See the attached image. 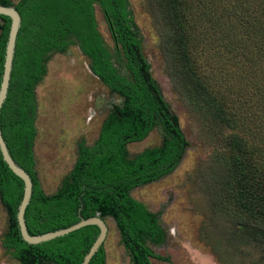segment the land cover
Returning a JSON list of instances; mask_svg holds the SVG:
<instances>
[{
    "label": "trees",
    "instance_id": "1",
    "mask_svg": "<svg viewBox=\"0 0 264 264\" xmlns=\"http://www.w3.org/2000/svg\"><path fill=\"white\" fill-rule=\"evenodd\" d=\"M161 25V48L173 88L198 108L213 153L201 167L212 212L246 236H264V0H149ZM21 16L6 99L2 136L12 158L32 180L25 209L30 234L69 226L96 213L112 218L133 264H152L147 238L162 239L157 218L131 190L159 180L180 163L188 140L149 72L133 28L128 0H0ZM97 5L114 45L104 43ZM0 81L10 19L0 15ZM76 45L91 72L121 100L96 140L77 147L68 174L45 193L35 169L34 87L45 58ZM121 59L125 72L116 66ZM159 126L162 141L129 156L126 144ZM23 182L2 160L0 203L7 214L2 245L23 264H80L96 225L29 244L19 233L17 205ZM88 264H106L104 243Z\"/></svg>",
    "mask_w": 264,
    "mask_h": 264
},
{
    "label": "rangeland",
    "instance_id": "2",
    "mask_svg": "<svg viewBox=\"0 0 264 264\" xmlns=\"http://www.w3.org/2000/svg\"><path fill=\"white\" fill-rule=\"evenodd\" d=\"M128 2L149 72L188 140L186 151L173 171L131 190V195L155 214L162 230L161 240H145L155 254L150 258L151 263L264 264V236L241 234L236 226L212 212L200 176L201 167L213 153L212 143L205 137V121L198 108L187 103L172 86L161 48L162 28L150 1ZM94 13L104 43L114 52L107 24L97 5ZM115 57L116 66L125 72L121 59ZM45 68V74L34 87L33 146L37 147L35 169L41 187L45 193H52L74 164L78 144L82 141L90 145L96 140L102 122L112 110L122 106V99L91 72L88 58L76 45L69 46L65 52L49 53ZM105 102L108 106L102 107ZM161 141L160 127L155 126L141 141L127 143L126 149L132 156ZM105 220L108 225L104 241L106 264H131L112 218ZM7 226V214L0 203V264H23L2 245Z\"/></svg>",
    "mask_w": 264,
    "mask_h": 264
},
{
    "label": "water",
    "instance_id": "3",
    "mask_svg": "<svg viewBox=\"0 0 264 264\" xmlns=\"http://www.w3.org/2000/svg\"><path fill=\"white\" fill-rule=\"evenodd\" d=\"M0 15L7 16L10 19L9 29L7 33V38L5 42V51L3 59V69L0 81V110L6 99L7 91L9 87V81L11 76L13 57L15 52L17 34L21 25V16L19 11L13 5H5L0 3ZM0 153L2 160L7 164L8 168L23 182V193L22 197L17 205L16 220L18 224V229L21 238L29 244L41 243L59 236L68 234L74 230H77L86 225H96L99 232L90 245L87 252L84 254L80 264H88L92 256L98 250V248L104 243L107 232L108 225L106 220L103 219L99 213L86 218H80L77 222L62 228H58L51 231H46L40 234H30L27 230L25 223V209L28 205L31 193H32V180L29 173L20 166L11 156L6 142L2 136V131L0 127Z\"/></svg>",
    "mask_w": 264,
    "mask_h": 264
},
{
    "label": "flooded vegetation",
    "instance_id": "4",
    "mask_svg": "<svg viewBox=\"0 0 264 264\" xmlns=\"http://www.w3.org/2000/svg\"><path fill=\"white\" fill-rule=\"evenodd\" d=\"M122 65H123V63H122ZM112 103H113V102H112ZM108 104H109V103L105 102V104H104L102 107H106V106H108ZM102 107H101V108H102ZM101 108H100V109H101ZM100 109H98V110H100ZM3 247H4V246H3ZM4 248H6V247H4ZM6 249H7V248H6ZM7 250H11V252H13V249H7ZM129 260H130V259H129ZM130 262H131V261H130ZM131 264H133V263L131 262Z\"/></svg>",
    "mask_w": 264,
    "mask_h": 264
},
{
    "label": "bare ground",
    "instance_id": "5",
    "mask_svg": "<svg viewBox=\"0 0 264 264\" xmlns=\"http://www.w3.org/2000/svg\"><path fill=\"white\" fill-rule=\"evenodd\" d=\"M33 151H34V155L37 153V147L34 145L33 146Z\"/></svg>",
    "mask_w": 264,
    "mask_h": 264
}]
</instances>
